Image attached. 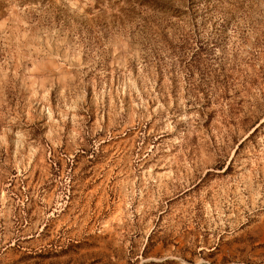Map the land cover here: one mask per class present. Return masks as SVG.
Returning <instances> with one entry per match:
<instances>
[{"label":"rangeland","instance_id":"rangeland-1","mask_svg":"<svg viewBox=\"0 0 264 264\" xmlns=\"http://www.w3.org/2000/svg\"><path fill=\"white\" fill-rule=\"evenodd\" d=\"M65 1L0 14V264H264V0Z\"/></svg>","mask_w":264,"mask_h":264},{"label":"trees","instance_id":"trees-1","mask_svg":"<svg viewBox=\"0 0 264 264\" xmlns=\"http://www.w3.org/2000/svg\"><path fill=\"white\" fill-rule=\"evenodd\" d=\"M93 2V10L103 12L104 8H113L114 6H121V10L126 12H133V15L140 20L142 28L148 31L155 38L159 37L165 39L163 32L159 33L160 27L163 25H173L170 21L172 17L177 21H181L183 16H188L190 21L195 20L198 14L199 3L203 1L204 7L201 9L205 14L212 11L211 0H91ZM178 1L180 7H175L174 2ZM65 0H0V14L11 3H16L19 6H30L34 8V12L40 13L46 22L60 23L66 22V8ZM123 3V5H121ZM123 6V7H122ZM137 7L139 10H137ZM157 14L161 15L158 16ZM161 23V24H160ZM155 28V29H154Z\"/></svg>","mask_w":264,"mask_h":264}]
</instances>
